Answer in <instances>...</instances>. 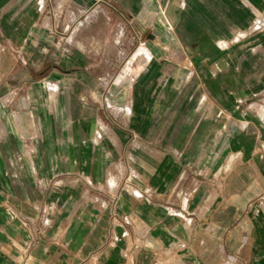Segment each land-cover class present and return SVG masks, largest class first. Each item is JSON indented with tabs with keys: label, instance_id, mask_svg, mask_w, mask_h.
I'll return each mask as SVG.
<instances>
[{
	"label": "crops",
	"instance_id": "1",
	"mask_svg": "<svg viewBox=\"0 0 264 264\" xmlns=\"http://www.w3.org/2000/svg\"><path fill=\"white\" fill-rule=\"evenodd\" d=\"M0 264H264V0H0Z\"/></svg>",
	"mask_w": 264,
	"mask_h": 264
}]
</instances>
